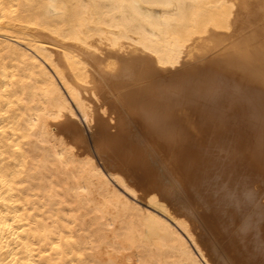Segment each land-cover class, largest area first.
<instances>
[{
    "label": "bare ground",
    "instance_id": "obj_1",
    "mask_svg": "<svg viewBox=\"0 0 264 264\" xmlns=\"http://www.w3.org/2000/svg\"><path fill=\"white\" fill-rule=\"evenodd\" d=\"M262 205L264 0H0V264H249Z\"/></svg>",
    "mask_w": 264,
    "mask_h": 264
},
{
    "label": "snow or ice",
    "instance_id": "obj_2",
    "mask_svg": "<svg viewBox=\"0 0 264 264\" xmlns=\"http://www.w3.org/2000/svg\"><path fill=\"white\" fill-rule=\"evenodd\" d=\"M237 7H238V5H237ZM94 127H95V124H93V128ZM235 200H236V194L234 192H232L230 190H224L223 191L221 203L227 205V204L232 203ZM262 207H264V205H262ZM196 227H197L196 223L193 222V228H192L193 232H195ZM199 264H205V262L203 260H200ZM249 264H264V242H262V244H261V259L258 261H251V262H249Z\"/></svg>",
    "mask_w": 264,
    "mask_h": 264
},
{
    "label": "rangeland",
    "instance_id": "obj_3",
    "mask_svg": "<svg viewBox=\"0 0 264 264\" xmlns=\"http://www.w3.org/2000/svg\"><path fill=\"white\" fill-rule=\"evenodd\" d=\"M91 134H92V133H89V135L87 134V137L90 138V140H92V136H91ZM90 142H91V141H90ZM91 145H94V143H93V144L91 143ZM140 189H141V188H140ZM140 189H138V190H139V191H138V192H139L138 194H140V193H141L140 191H142V190H140ZM142 193H143V191H142ZM142 193H141V194H142ZM141 194H140V196L143 197V194H142V195H141ZM192 224H193V222H192Z\"/></svg>",
    "mask_w": 264,
    "mask_h": 264
}]
</instances>
